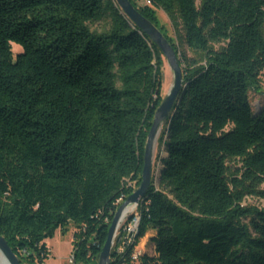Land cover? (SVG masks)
Here are the masks:
<instances>
[{"label": "trees", "instance_id": "obj_1", "mask_svg": "<svg viewBox=\"0 0 264 264\" xmlns=\"http://www.w3.org/2000/svg\"><path fill=\"white\" fill-rule=\"evenodd\" d=\"M139 1L183 86L136 208V240L155 233L138 261L264 264V207L242 205L264 199V106L250 100L264 96V0ZM155 8L178 17L196 59ZM164 59L115 0H0V236L20 264H43L45 240L70 226L71 264H98L119 200L141 181ZM129 252L112 249L109 264H133Z\"/></svg>", "mask_w": 264, "mask_h": 264}, {"label": "water", "instance_id": "obj_2", "mask_svg": "<svg viewBox=\"0 0 264 264\" xmlns=\"http://www.w3.org/2000/svg\"><path fill=\"white\" fill-rule=\"evenodd\" d=\"M115 1L121 11L128 17V19L140 30H142L163 53L173 73V83L171 89L157 107L147 135L143 155L141 181L137 188L128 197H126L116 209L107 231L106 240L99 254L98 264L110 263L112 240L120 220L130 207L136 206L139 203L140 199L146 194L149 188L152 175L154 144L159 135L162 123L173 108V105L178 99L179 93L183 86L181 67L178 63L174 49L165 36L151 21L145 18L133 6L130 0ZM0 253L3 255L8 264H20L17 256L13 253L7 241L2 236H0Z\"/></svg>", "mask_w": 264, "mask_h": 264}, {"label": "rangeland", "instance_id": "obj_3", "mask_svg": "<svg viewBox=\"0 0 264 264\" xmlns=\"http://www.w3.org/2000/svg\"><path fill=\"white\" fill-rule=\"evenodd\" d=\"M140 3H143L144 0H140ZM199 1H197V5ZM155 15L157 18V25L159 28H162L164 32H166L170 37L175 39V42L182 53V58L185 59H196L197 55L193 51H191L185 44L183 40V30L181 27V22L178 17L175 20V25H173L166 15V13L158 8H155ZM21 47L15 43L12 44V51L14 54L21 52ZM261 82L264 89V73L261 75ZM173 83V73L169 67V64L166 59H164L163 63V85L161 97L164 98L166 94L171 89ZM251 105L254 111H258L261 106H264V96L259 98L256 95L251 94L250 96ZM157 151V139L155 142L154 150H153V160H152V169L159 167V161L155 160ZM162 156V151H161ZM242 205H253L257 207H264V199L259 197L247 196L245 197ZM73 226H70L68 231L62 234L61 230H57L53 237L47 238L46 244L49 249L48 256L44 259L43 264H71L70 257L72 252V242H73ZM141 253L145 252L149 255L154 253L153 245L149 242L148 246L144 248V250H140ZM133 264H140L139 261L134 262Z\"/></svg>", "mask_w": 264, "mask_h": 264}, {"label": "built area", "instance_id": "obj_4", "mask_svg": "<svg viewBox=\"0 0 264 264\" xmlns=\"http://www.w3.org/2000/svg\"><path fill=\"white\" fill-rule=\"evenodd\" d=\"M137 205L130 207L123 215L116 228L111 245V250L113 249L118 256H124L126 251L130 249L128 255L132 263L138 261L141 254V251L137 248L140 240H136L140 220L139 214L136 212ZM70 262H72V256L70 257Z\"/></svg>", "mask_w": 264, "mask_h": 264}, {"label": "crops", "instance_id": "obj_5", "mask_svg": "<svg viewBox=\"0 0 264 264\" xmlns=\"http://www.w3.org/2000/svg\"><path fill=\"white\" fill-rule=\"evenodd\" d=\"M154 234L155 233L153 231L148 232L146 234V236H144L143 238L140 239V241H139V243L137 245V248L139 250H144V248L147 247L148 244H149V238L152 237ZM45 243H46V241H45ZM46 246H47V244H46ZM48 251H49V249H48Z\"/></svg>", "mask_w": 264, "mask_h": 264}, {"label": "bare ground", "instance_id": "obj_6", "mask_svg": "<svg viewBox=\"0 0 264 264\" xmlns=\"http://www.w3.org/2000/svg\"><path fill=\"white\" fill-rule=\"evenodd\" d=\"M160 132V131H159ZM155 146V144H154ZM0 264H8L3 255L0 253Z\"/></svg>", "mask_w": 264, "mask_h": 264}]
</instances>
